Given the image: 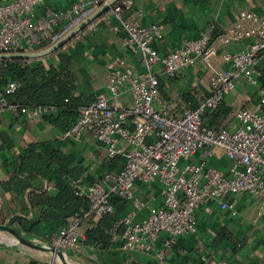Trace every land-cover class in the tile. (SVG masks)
Listing matches in <instances>:
<instances>
[{"label": "built area", "instance_id": "1", "mask_svg": "<svg viewBox=\"0 0 264 264\" xmlns=\"http://www.w3.org/2000/svg\"><path fill=\"white\" fill-rule=\"evenodd\" d=\"M108 1L77 0L55 7L45 0H0V54L42 50ZM132 10V0H115L86 27L91 33L97 25L105 24L122 33L125 48L139 54L141 71L133 72L124 59L117 58L108 73L106 95L79 107L78 120L65 134L78 138L89 133L103 149L104 160L121 156V164L94 180L86 182L83 176L74 180L72 188L87 199V209L45 233L43 239L53 251L67 254L84 237L83 220L111 213L110 197L117 195L131 209L117 220L111 240L119 238L124 249L151 255L162 263L178 236L196 231V211L205 202L218 201L225 209L231 206L230 196L250 194L259 198L260 209L264 206V84L260 80L264 15L241 11L239 20L223 32L201 31L160 53L153 47L162 36L159 24L143 25L130 19L127 13ZM243 39H248L243 48L221 52L222 67L212 63L220 45ZM198 59L210 71L208 95L195 108L169 114L168 104L159 95L155 68L174 77L182 68L194 69ZM240 78L256 87L254 102L235 111L232 127L212 125L211 113ZM20 86L13 80L0 86V114L10 111L37 122L56 111L54 106L31 109L10 103L7 96ZM124 90L131 94L126 105L118 100ZM216 149L228 159L224 168L209 163ZM152 182L160 185L161 202L136 219L138 211L148 207L137 196L136 187ZM47 188L53 191L55 186Z\"/></svg>", "mask_w": 264, "mask_h": 264}, {"label": "crops", "instance_id": "2", "mask_svg": "<svg viewBox=\"0 0 264 264\" xmlns=\"http://www.w3.org/2000/svg\"><path fill=\"white\" fill-rule=\"evenodd\" d=\"M77 0H45L46 4L65 7ZM133 10L127 13L130 19L143 25L157 23L161 38L153 43L160 53L168 52L179 46L184 40L196 37L199 32L218 34L239 20V12L254 11L264 15V0H132ZM140 11L141 15H137ZM122 33L113 32L105 24H99L90 33L87 27L68 40L61 51L72 58V72L77 78L75 95L86 103L97 96L106 95V83L110 69L117 58L125 60L135 73L141 71L140 56L133 54L122 43ZM248 42L243 39L220 45L218 53L212 58L216 67H222L220 57L224 50H239ZM58 49V50H59ZM47 57V58H44ZM38 58L61 67L57 57L51 53ZM159 76L161 93L167 95L161 99L168 104L171 115L181 114L189 108L185 94L191 93L196 99L203 100L209 93L210 71L201 60H197L193 69H180L174 77H168L155 68ZM256 87L240 78L234 89L224 96L222 107L230 111L218 118V124L226 127L235 125L234 113L254 102ZM121 104H129L131 94L124 90L118 98ZM43 142L47 151L61 149L73 156L72 165L83 168L84 180L91 181L102 174L101 164L104 151L91 135L83 132L78 138L59 133L52 125L43 120L34 121L25 115L5 112L0 114V223H8L13 217L21 215L28 219L35 216L30 208L28 196L41 191H51L47 187L55 184V178L32 177L30 188L20 198L27 204V210L10 198L13 190H5L2 181L9 178L12 170V158L27 145ZM196 157L193 158L195 160ZM215 167L224 168L228 159L222 150L216 149L209 158ZM160 185L157 182L138 184L137 196L148 207L138 211L136 219L147 214L149 208L161 202ZM230 207L221 208L218 201L210 200L196 211V231L178 236L174 248L158 263L151 255L122 247L121 239L111 240L108 247H86L79 243L67 251L70 259L61 262L55 252L29 246L16 241L10 234L0 231V264H264V206L260 209V200L250 194H235L229 198ZM131 209L128 206L124 214ZM49 224L46 228H50ZM82 229L86 225L82 222ZM45 230V232L47 231ZM42 231L40 234L45 233ZM32 239V238H31ZM43 246L47 243L43 237H34Z\"/></svg>", "mask_w": 264, "mask_h": 264}, {"label": "trees", "instance_id": "3", "mask_svg": "<svg viewBox=\"0 0 264 264\" xmlns=\"http://www.w3.org/2000/svg\"><path fill=\"white\" fill-rule=\"evenodd\" d=\"M54 53L61 67L53 62L45 64L41 59H1L0 86L12 80L21 83L16 92L7 96L8 101L18 107L33 109L39 106H54L56 111L44 114L42 120L65 135L78 120L79 107L87 103L80 96L75 95L77 78L72 72V58L61 49ZM260 66L263 73V78L260 80L264 84V54L260 59ZM159 95L163 99L167 97L161 93L160 82ZM184 98L190 102L189 108H195L201 103L191 93L185 94ZM222 104L223 101L209 117L212 125H219L218 118L230 111V108H223ZM72 162L71 154L61 149L47 151L44 143L38 141L30 143L18 152L12 158L13 170L9 178L1 182L5 190L14 191L10 200L18 204L21 211L28 209L20 195L30 188L32 177L45 179L53 175L55 189L30 194L28 201L30 208L37 210L35 216L28 219L17 215L8 224L24 235L43 237L45 233L57 230L69 217L83 213L87 209V199L75 193L72 182L82 177L84 170L78 165H72ZM120 164L121 156L110 161L103 160L102 174L116 170ZM110 200L114 208L111 213L98 219L88 217L83 220L86 229L80 242L82 245L99 248L108 247L111 244L112 229L128 205L117 195H111ZM49 224L53 225L47 229L46 226ZM42 231L45 233L40 234Z\"/></svg>", "mask_w": 264, "mask_h": 264}, {"label": "water", "instance_id": "4", "mask_svg": "<svg viewBox=\"0 0 264 264\" xmlns=\"http://www.w3.org/2000/svg\"><path fill=\"white\" fill-rule=\"evenodd\" d=\"M115 0H109L108 3L102 5L100 8H98L95 12L90 14L87 18L82 20L79 24L74 26L71 30H69L63 37H61L59 40H57L55 43L52 45L39 50L35 52H29V53H11V54H0V60L1 59H6V58H21V59H38L42 58L44 56H47L55 51H57L59 48L64 46V44L70 40L72 37H74L78 32L83 30L90 22L98 18L108 7L109 4L114 2ZM0 231L6 232L10 234L16 241L29 245V246H34L42 249H48L52 250V248L47 246H43L40 241L27 238L26 235H24L22 232L14 229L12 226H10L8 223H0ZM55 251V250H54ZM53 251V252H54ZM55 255L57 258L61 261L64 262L66 260H69L70 257L66 254H62L60 251H55Z\"/></svg>", "mask_w": 264, "mask_h": 264}, {"label": "rangeland", "instance_id": "5", "mask_svg": "<svg viewBox=\"0 0 264 264\" xmlns=\"http://www.w3.org/2000/svg\"><path fill=\"white\" fill-rule=\"evenodd\" d=\"M53 54H55L54 52H53ZM44 58H47V57H44ZM4 234H7V235H9L8 233H6V232H4ZM26 237L27 238H32L33 239V236H28V235H26Z\"/></svg>", "mask_w": 264, "mask_h": 264}]
</instances>
